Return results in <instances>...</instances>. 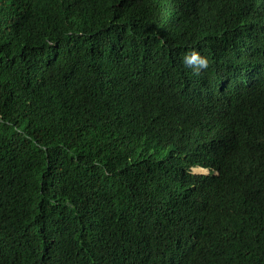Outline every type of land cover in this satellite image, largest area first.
I'll return each instance as SVG.
<instances>
[{"label": "trees", "instance_id": "trees-1", "mask_svg": "<svg viewBox=\"0 0 264 264\" xmlns=\"http://www.w3.org/2000/svg\"><path fill=\"white\" fill-rule=\"evenodd\" d=\"M140 254L264 264V0H0V264Z\"/></svg>", "mask_w": 264, "mask_h": 264}, {"label": "clouds", "instance_id": "clouds-1", "mask_svg": "<svg viewBox=\"0 0 264 264\" xmlns=\"http://www.w3.org/2000/svg\"><path fill=\"white\" fill-rule=\"evenodd\" d=\"M183 63L192 68L194 72H199L201 69H206L208 66L207 58L201 56L198 52L193 51L191 54H186L183 57ZM224 89V88H223ZM178 90V89H176ZM180 92V90H178ZM221 91V90H220ZM163 92V91H162ZM162 94V93H161ZM186 104V103H183ZM223 110H228L227 103L222 99V108ZM154 253V252H153ZM142 254H140L137 264H148L141 258ZM159 264H174L173 262L166 261L162 258Z\"/></svg>", "mask_w": 264, "mask_h": 264}]
</instances>
